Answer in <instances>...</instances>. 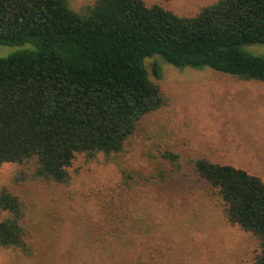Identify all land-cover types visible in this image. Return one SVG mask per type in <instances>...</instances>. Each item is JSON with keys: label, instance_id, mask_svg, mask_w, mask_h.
Returning <instances> with one entry per match:
<instances>
[{"label": "trees", "instance_id": "1", "mask_svg": "<svg viewBox=\"0 0 264 264\" xmlns=\"http://www.w3.org/2000/svg\"><path fill=\"white\" fill-rule=\"evenodd\" d=\"M0 45L30 46L0 58V166H20L14 186H70L79 157L116 164L124 194L193 172L222 201L228 223L258 242L244 264H264L260 178L170 151L164 158L176 164L173 175L136 179L119 162L144 120L169 105L162 67L154 62L152 80L147 59L264 83V57L244 50L264 45V0H220L196 17L146 0H97L79 12L69 0H0ZM40 228L23 194L1 187L0 248L33 259Z\"/></svg>", "mask_w": 264, "mask_h": 264}, {"label": "rangeland", "instance_id": "2", "mask_svg": "<svg viewBox=\"0 0 264 264\" xmlns=\"http://www.w3.org/2000/svg\"><path fill=\"white\" fill-rule=\"evenodd\" d=\"M97 0H69L75 11ZM220 0H146L181 17H196ZM30 48L0 45V58ZM264 57V45L244 48ZM158 61L162 79L153 76ZM169 105L150 116L129 140L119 162L136 179L173 175L174 162L207 157L233 166L264 183V83L242 81L211 69L180 70L157 58L147 59ZM17 164L0 166V188L23 194L41 228L38 254L0 248V264H244L258 242L231 226L216 193L195 173L161 185H145L124 194L116 164L86 163L79 157L70 186L12 184ZM189 170V169H188ZM187 170V171H188Z\"/></svg>", "mask_w": 264, "mask_h": 264}]
</instances>
